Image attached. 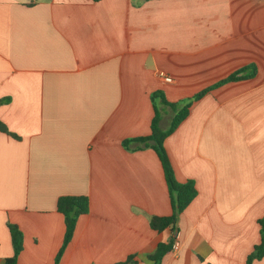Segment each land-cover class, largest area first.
I'll use <instances>...</instances> for the list:
<instances>
[{
	"label": "crops",
	"instance_id": "0c3cea01",
	"mask_svg": "<svg viewBox=\"0 0 264 264\" xmlns=\"http://www.w3.org/2000/svg\"><path fill=\"white\" fill-rule=\"evenodd\" d=\"M209 86L165 140L197 195L161 264H246L261 241L264 0H0V120L18 136L0 131V264L9 223L18 264H55L62 195L89 196L90 210L59 264H154L173 231L150 217L172 213L169 189L157 152L123 140L151 133L154 92L176 103ZM157 105L167 128L174 110Z\"/></svg>",
	"mask_w": 264,
	"mask_h": 264
},
{
	"label": "trees",
	"instance_id": "16d2710c",
	"mask_svg": "<svg viewBox=\"0 0 264 264\" xmlns=\"http://www.w3.org/2000/svg\"><path fill=\"white\" fill-rule=\"evenodd\" d=\"M248 69H251L252 71L247 72ZM255 73L256 66L254 64L247 65L234 72L233 74L229 75L227 78L214 84L213 86L227 81L251 77L255 75ZM211 88L212 86H209L195 93L191 97H188L176 103H170L166 101L161 92H154L152 94V100L154 102L155 114L151 122V133L149 135L131 137L123 140V144L125 147L132 146L134 148H153L157 152L161 160L165 179L168 185L172 213L166 216H151L150 224L151 227L157 231H162L166 228H170L172 229L173 234L169 237L167 241L159 242L156 250L149 255V258L154 261V264H161L163 257L173 249V246L177 240L178 233L176 224L185 208L197 195V188L193 179L179 181L176 178L172 161L165 146V140L170 134H172L177 129L181 122L189 115L192 104L196 100H199ZM158 99H160L163 103L169 104L174 110V114L167 128H161L160 126L161 111L157 105ZM7 101H9V97L1 99L0 103ZM0 131L10 134L13 137H18L15 133L9 131L7 126L1 120ZM57 208L65 216V235L62 247L60 248L56 256L55 264H59V261L64 253L66 246L72 240L79 216L89 212L90 198L87 195H62L58 198ZM258 222L260 224L261 241L260 243L255 244L252 251L247 255L246 264H254L255 260L264 257V216L260 217L258 219ZM9 228L11 231L14 252L11 256L5 258L3 264H18V258L23 249V232L16 224L13 223H9ZM113 264H138V261L134 255H130L126 260Z\"/></svg>",
	"mask_w": 264,
	"mask_h": 264
},
{
	"label": "built area",
	"instance_id": "2783aa9c",
	"mask_svg": "<svg viewBox=\"0 0 264 264\" xmlns=\"http://www.w3.org/2000/svg\"><path fill=\"white\" fill-rule=\"evenodd\" d=\"M159 75L161 77H163L164 81H166V82H172L173 81V78L170 75H168L167 73H165V71H163V70L159 71ZM177 247H178V241L176 240V242L173 246V249H176Z\"/></svg>",
	"mask_w": 264,
	"mask_h": 264
}]
</instances>
